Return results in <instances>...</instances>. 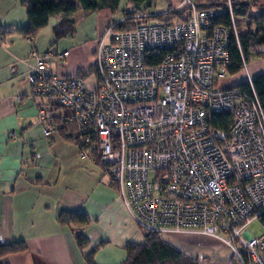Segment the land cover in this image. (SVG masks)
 Wrapping results in <instances>:
<instances>
[{
  "label": "built area",
  "instance_id": "obj_1",
  "mask_svg": "<svg viewBox=\"0 0 264 264\" xmlns=\"http://www.w3.org/2000/svg\"><path fill=\"white\" fill-rule=\"evenodd\" d=\"M181 5L183 20L109 24L87 77L55 72L66 51H32L37 123L101 164L143 234L200 232L228 248L230 264H264V115L253 90L221 85L230 30L218 11Z\"/></svg>",
  "mask_w": 264,
  "mask_h": 264
},
{
  "label": "crops",
  "instance_id": "obj_2",
  "mask_svg": "<svg viewBox=\"0 0 264 264\" xmlns=\"http://www.w3.org/2000/svg\"><path fill=\"white\" fill-rule=\"evenodd\" d=\"M181 1L146 0L140 7L153 3L154 12L144 9V14L161 15L168 9L182 8ZM14 5L15 0H0V31L4 38L13 28L8 24L14 18ZM96 12L103 33L113 23L111 13L109 9ZM25 15L21 31L28 25L26 11ZM100 38L82 55L71 56L65 50L66 60L55 65V72L65 76L83 70L87 77L93 70V54ZM14 44L7 40L0 47V245L23 241L27 249L0 258V264H86L85 255L91 251L95 264H124L125 246L142 245L145 234L100 164L81 158L78 146L59 131L48 140L43 137L36 118L39 100L30 96L26 81L34 65L30 62L32 51L22 58ZM84 55L89 56L88 65ZM237 74L239 78L227 86L264 74V46L253 48L249 61ZM61 212H83L89 224L63 226L58 221ZM77 235L89 241L85 248L78 247ZM160 238L196 259L197 264H230L228 248L200 232H165Z\"/></svg>",
  "mask_w": 264,
  "mask_h": 264
},
{
  "label": "trees",
  "instance_id": "obj_3",
  "mask_svg": "<svg viewBox=\"0 0 264 264\" xmlns=\"http://www.w3.org/2000/svg\"><path fill=\"white\" fill-rule=\"evenodd\" d=\"M120 0H20L24 6L28 25L22 31L25 37L31 40L36 33L44 28L49 18L57 17L58 21L52 28V35L55 41H59L67 35L74 33V21L71 16L77 11L96 12L103 9L115 10ZM146 0H129V4L134 6L132 13H124L122 19L114 23L113 30L128 31L134 29L138 24L149 20H183L188 12V7L183 6L179 10L168 9L165 14L147 15L142 14L138 8ZM198 9H213L218 11L216 23L223 24L230 30L229 58L230 65L228 74H237L249 61L253 48L264 46V10L259 11L248 19L245 33L236 32V25H232L231 18H249L250 11L260 0H191ZM166 18V19H165ZM235 32L237 35H235ZM1 34H3L0 31ZM88 70H91L89 68ZM83 70L78 72L81 77L85 76ZM240 88L251 92L253 90L261 106L264 115V74L255 76L250 82L245 81L238 85ZM228 121V117L224 118ZM59 132L67 139L76 144L73 137H66L65 131ZM98 163V162H97ZM100 164V163H98ZM101 166V164H100ZM260 220L264 223V214ZM58 221L63 226H85L89 224V217L83 212H61ZM79 248H85L89 241L82 235L75 237ZM26 245L23 241H13L0 245V258L25 251ZM127 257L124 264H197L196 259L185 256L171 244L163 241L158 233L150 232L144 235V243L137 245L128 243L125 246ZM93 251L85 255L86 264H95L92 257Z\"/></svg>",
  "mask_w": 264,
  "mask_h": 264
},
{
  "label": "rangeland",
  "instance_id": "obj_4",
  "mask_svg": "<svg viewBox=\"0 0 264 264\" xmlns=\"http://www.w3.org/2000/svg\"><path fill=\"white\" fill-rule=\"evenodd\" d=\"M129 0H120L118 7L110 11L111 20L114 23L119 22L124 13H132L134 11L133 6H129ZM141 6V5H140ZM138 7L141 9L142 14H144V9L148 13L154 12L155 4H151V6H147L144 4L142 7ZM128 7V8H127ZM264 10V0H260L255 6L251 8V13L249 18H235V25H236V32L245 33L247 30L248 19L251 18L252 15H256L259 11ZM125 11V12H124ZM124 12V13H123ZM14 18L12 19V23L8 25H12L13 28L8 30V33L5 35V41L13 40L14 41V48L17 49L18 54L25 58L31 51H36L38 54H43L47 51H54V52H63L68 50L71 56L82 55L83 52L87 53L90 50V47L93 46L95 41L102 37L104 34L103 28L101 27L99 14L97 12H84L82 10H77L71 18L74 21V33L71 35H67L60 39L59 41H55L52 35V28L57 23V17H51L48 20L47 25L40 29L34 37H31V41L25 37V42L23 43L22 40L23 36L21 27H23L24 19L26 18L25 15V8L20 3V0H15V5L13 7ZM166 19V18H165ZM84 62L87 65L90 63L89 56H85ZM88 58V59H86ZM34 61V62H33ZM33 64H35V60H31ZM239 74L235 75H228L223 79L221 85L227 86L228 84L234 82L239 78ZM89 85V81H88ZM152 175H149V180H152ZM248 231L255 237L261 236L263 233V227L261 223L257 220H254L250 223L247 227ZM228 260L230 259V252H228Z\"/></svg>",
  "mask_w": 264,
  "mask_h": 264
}]
</instances>
